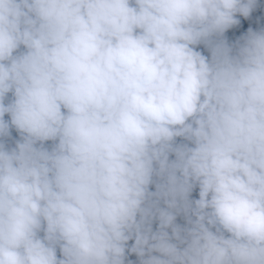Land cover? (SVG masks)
I'll return each instance as SVG.
<instances>
[{
	"label": "clouds",
	"instance_id": "obj_1",
	"mask_svg": "<svg viewBox=\"0 0 264 264\" xmlns=\"http://www.w3.org/2000/svg\"><path fill=\"white\" fill-rule=\"evenodd\" d=\"M0 264H264V0H0Z\"/></svg>",
	"mask_w": 264,
	"mask_h": 264
}]
</instances>
